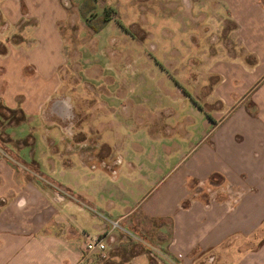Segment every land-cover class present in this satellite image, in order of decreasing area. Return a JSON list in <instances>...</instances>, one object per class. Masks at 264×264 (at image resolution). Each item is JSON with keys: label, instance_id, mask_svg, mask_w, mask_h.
I'll use <instances>...</instances> for the list:
<instances>
[{"label": "crops", "instance_id": "1", "mask_svg": "<svg viewBox=\"0 0 264 264\" xmlns=\"http://www.w3.org/2000/svg\"><path fill=\"white\" fill-rule=\"evenodd\" d=\"M190 2L185 54L123 21L167 0H95L99 47L148 46L96 53L77 87L59 74L77 6L0 0V108L19 114L0 124V264H264V0Z\"/></svg>", "mask_w": 264, "mask_h": 264}, {"label": "rangeland", "instance_id": "2", "mask_svg": "<svg viewBox=\"0 0 264 264\" xmlns=\"http://www.w3.org/2000/svg\"><path fill=\"white\" fill-rule=\"evenodd\" d=\"M163 1V0H160ZM168 1V7H167V19L165 17H160V18H155L153 14L149 13V10L151 7L156 6L154 1L151 3V7L148 6V4L143 5H137L134 8H129L126 9L125 13V18L123 19L124 22H127L126 24H129L132 22L141 25L142 31H148L152 34V43L156 48L157 41L161 40L164 42L162 45L163 51L167 53H173L176 51V48H178V51H182L185 54H190L192 50V35H194L192 28H191V13L189 14H183L185 17L183 27L176 28V20L180 19V14L178 17H176V9L179 13V4L180 0H167ZM189 2L191 0H188ZM63 4L68 7V9H71L75 11L76 6H77V14L73 12L70 15V19L68 22V27H65L64 25L61 26V34L63 38V46H64V52L67 57V63L59 70L60 75H66L68 73V80L69 84H73L77 87L79 85H82V78L83 74L82 73H87L90 70L94 69L96 67L97 57L96 53H101L104 52L106 54L111 53V52H120V51H125V52H140L141 50L144 51L146 49H142V47H147L148 43L146 42L145 44H133L129 43L127 44H119V45H113V44H107V43H102V45L99 47L100 44L96 43V40L98 39L99 35L101 34H94L89 28L83 19V17L80 16L79 14V7L81 6L82 0L79 1L77 4V0H61ZM175 3V6H174ZM191 3V2H190ZM155 4V5H154ZM173 4V5H172ZM119 5H124L123 3H120ZM204 5H207L204 4ZM178 6V8H177ZM108 8V13L110 15L113 14V11L111 8ZM92 12L94 13V8L91 9ZM206 8L204 7L203 11L206 13ZM187 12V11H186ZM90 16L89 14H87ZM94 15V14H93ZM92 15V16H93ZM167 20V25L163 27V23H165ZM129 22V23H128ZM159 25H158V24ZM3 28L0 26V30ZM134 32L137 37V32ZM161 38H156L158 36H161ZM180 42H183L181 45ZM142 46V47H140ZM99 47V48H98ZM98 48V49H97ZM155 51V50H154ZM162 51V50H161ZM100 60V59H99ZM101 62V61H99ZM201 98V96H200ZM7 117V119H5ZM19 118L18 112L16 110H8V109H1L0 108V124H3L5 122H10L17 120ZM3 138L5 136L1 133L0 134ZM12 161H14V157H10ZM149 240H152V244L148 243L149 247L151 249L153 248V244L155 243V238L154 236L148 235ZM150 242V241H149Z\"/></svg>", "mask_w": 264, "mask_h": 264}, {"label": "trees", "instance_id": "3", "mask_svg": "<svg viewBox=\"0 0 264 264\" xmlns=\"http://www.w3.org/2000/svg\"><path fill=\"white\" fill-rule=\"evenodd\" d=\"M94 6L95 0H82L81 6L79 7V14L83 17L87 26L91 28L92 31H97L107 22L110 18V14L108 13V8H104L99 14L91 13V9H93Z\"/></svg>", "mask_w": 264, "mask_h": 264}, {"label": "built area", "instance_id": "4", "mask_svg": "<svg viewBox=\"0 0 264 264\" xmlns=\"http://www.w3.org/2000/svg\"><path fill=\"white\" fill-rule=\"evenodd\" d=\"M106 233L98 234L94 237H87L83 243V249L85 252L97 251L99 253L103 252L104 243L103 238L106 236ZM111 237V236H109ZM84 256V254H83Z\"/></svg>", "mask_w": 264, "mask_h": 264}]
</instances>
